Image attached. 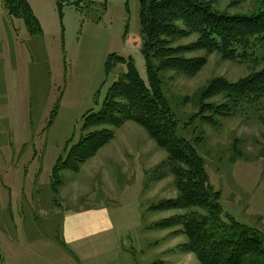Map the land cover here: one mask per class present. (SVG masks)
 <instances>
[{
    "label": "rangeland",
    "instance_id": "obj_1",
    "mask_svg": "<svg viewBox=\"0 0 264 264\" xmlns=\"http://www.w3.org/2000/svg\"><path fill=\"white\" fill-rule=\"evenodd\" d=\"M28 1L40 23L36 33L23 18L10 16L0 0V264H199L184 249L188 238L179 225L156 226L186 210L153 207L178 191L174 177L162 169L167 152L137 123L111 126L113 140L78 173L62 171L63 184L57 192L52 188L55 163L90 131L83 127L84 116L101 108L111 85L127 71L126 63H117L108 73L109 56L132 58L150 84L140 0H95L82 9L72 4L60 9L56 0ZM204 1L230 15L264 10V0ZM198 39L191 33L171 46ZM184 57H204L206 63L194 76L177 69L159 72L177 133L204 158L223 218L264 238V97L229 115L217 112L226 103L223 94L196 103L213 79L237 82L264 63L205 49ZM102 207L112 226L66 243V214Z\"/></svg>",
    "mask_w": 264,
    "mask_h": 264
},
{
    "label": "trees",
    "instance_id": "obj_2",
    "mask_svg": "<svg viewBox=\"0 0 264 264\" xmlns=\"http://www.w3.org/2000/svg\"><path fill=\"white\" fill-rule=\"evenodd\" d=\"M94 1L56 0L60 9L66 4L88 8ZM4 2L9 15L23 18L31 32L41 30L28 0ZM104 5L106 8L107 4ZM140 23L150 84L142 79L132 58L109 56L108 73L117 63H126L127 71L111 85L101 108L84 116L83 127L90 131L69 147L65 158L61 156L55 163L51 178L53 191L57 192L63 184L62 171L78 173L83 163L113 140L115 131L111 126L118 129L133 121L167 152L162 169L174 177L178 191L177 197L153 207L157 211L186 210L156 226L179 225L188 238L184 249L194 253L199 264H264L263 236L234 218H223L220 193L210 184L205 160L197 147L178 135V120L159 77L160 70L167 69L196 75L206 58L184 57L185 52L195 49L218 52L230 59L264 63V10L250 15H230L204 0H140ZM179 23L187 28H181ZM191 33L199 34L196 43L171 46L175 38ZM220 94L226 103L219 106L223 111H217L218 114L229 115L241 105L256 104L264 97V65L237 82L213 79L198 93L196 103L202 104V99Z\"/></svg>",
    "mask_w": 264,
    "mask_h": 264
},
{
    "label": "crops",
    "instance_id": "obj_3",
    "mask_svg": "<svg viewBox=\"0 0 264 264\" xmlns=\"http://www.w3.org/2000/svg\"><path fill=\"white\" fill-rule=\"evenodd\" d=\"M103 209H79L68 212L64 223V240L66 243L85 240L90 235L104 233L112 226L109 211ZM93 237V236H92Z\"/></svg>",
    "mask_w": 264,
    "mask_h": 264
}]
</instances>
